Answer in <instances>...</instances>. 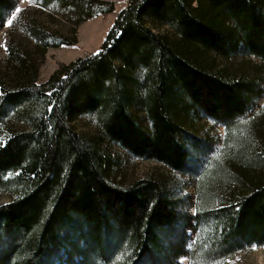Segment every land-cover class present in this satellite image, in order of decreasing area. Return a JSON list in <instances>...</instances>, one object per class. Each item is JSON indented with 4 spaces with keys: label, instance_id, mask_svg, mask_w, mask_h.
Instances as JSON below:
<instances>
[{
    "label": "trees",
    "instance_id": "1",
    "mask_svg": "<svg viewBox=\"0 0 264 264\" xmlns=\"http://www.w3.org/2000/svg\"><path fill=\"white\" fill-rule=\"evenodd\" d=\"M30 1L55 17L29 20L24 45L10 40L0 60V192L11 197L0 207V264H223L263 246L264 115L229 138L260 96L258 79L216 60L264 64V0H128L97 53L44 83L48 50L75 47L78 27L115 5ZM16 8L0 0V26ZM85 117L93 137L72 127ZM204 117L228 138L195 173L192 215L155 179H110L106 143L191 173L180 135Z\"/></svg>",
    "mask_w": 264,
    "mask_h": 264
},
{
    "label": "rangeland",
    "instance_id": "2",
    "mask_svg": "<svg viewBox=\"0 0 264 264\" xmlns=\"http://www.w3.org/2000/svg\"><path fill=\"white\" fill-rule=\"evenodd\" d=\"M102 1L113 3L115 5L114 12L106 17L93 18L78 27L77 45L75 47L62 46L49 49L40 66L39 83L46 82L59 68L98 52L117 15L126 8L128 2V0ZM13 17H15V20L12 27H4V24L0 26V60H5L6 47L10 40L20 46L24 45L22 42L25 41L22 39L23 28L29 20H36L44 25H49L50 17L55 16L48 10L36 7L30 0H17V8L8 19ZM57 20L61 25H67L63 20L59 18ZM64 32L70 34L68 28ZM88 32H92V34L90 35ZM216 63L219 68L227 72L258 79L257 94H260L263 98L252 103L247 116L236 123L235 131L231 132L229 138L238 134L240 136V133L244 134L242 131H246L258 122L259 115H264L262 110L264 106V64L261 61L249 60L241 56L233 58L230 62L216 60ZM72 127L85 137H93L98 132L96 122L91 117L81 118L74 125L72 124ZM227 138L228 135L225 129L211 120L200 118L186 124L180 139L191 155V173L173 172L160 163L135 159L114 144L106 143L102 153L110 164L109 175L114 183L129 184L135 180L155 179L163 185L166 191L181 200L186 214L192 215L193 206L197 202L195 173L199 172L200 167L211 157L219 155L218 152ZM10 202L11 197L0 192V207ZM53 264L63 263L55 260ZM223 264H264V245L246 250Z\"/></svg>",
    "mask_w": 264,
    "mask_h": 264
},
{
    "label": "bare ground",
    "instance_id": "3",
    "mask_svg": "<svg viewBox=\"0 0 264 264\" xmlns=\"http://www.w3.org/2000/svg\"><path fill=\"white\" fill-rule=\"evenodd\" d=\"M88 34L91 35L92 32H88ZM241 57H243V58H247V59H249V60H258V59H256V58H252V57H248V56H244V55H241ZM258 61H260V60H258ZM261 62H262V61H261ZM262 63H263V62H262ZM244 77H246V76H244ZM246 78H247V77H246ZM259 95H260V94H259ZM262 98H263V97H261V95H260L259 98H257L256 100H258V99H262ZM256 100H254V101H256ZM254 101H253V102H254ZM251 106H252V104H251ZM251 106H250V107H251ZM250 107H249V109H250ZM249 109L246 111V113H248ZM263 109H264V106H263L262 110H263ZM262 110H261V111H262ZM245 115L247 116V114H245ZM246 116H245V117H246ZM245 117H244V118H245ZM204 118H205V119H208V120H211V121H213V122H215V123H218V122H216L215 120H212V119H210V118H206V117H204ZM244 118H242V119H244ZM242 119H240V120H242ZM240 120L236 119V122H238V121H240ZM218 124L221 125V126L224 128L223 124H220V123H218ZM224 129H225V128H224ZM225 131H226V130H225ZM223 147H224V144H223L221 150L218 152L219 155H218L217 157H211L209 160H211L212 158H213V159H217V158L220 156V153H222L221 151L223 150ZM209 160H208V161H209ZM206 163H207V161H206ZM204 165H205V164H203V165L200 167V168H201L200 170L203 169ZM197 168H199V167H197ZM200 170H199V172H200ZM180 173H183V172H180Z\"/></svg>",
    "mask_w": 264,
    "mask_h": 264
},
{
    "label": "snow or ice",
    "instance_id": "4",
    "mask_svg": "<svg viewBox=\"0 0 264 264\" xmlns=\"http://www.w3.org/2000/svg\"><path fill=\"white\" fill-rule=\"evenodd\" d=\"M17 11H19V9H17ZM14 20H15V17H13L12 19H8L7 21H5L4 27H9V28L12 27Z\"/></svg>",
    "mask_w": 264,
    "mask_h": 264
}]
</instances>
